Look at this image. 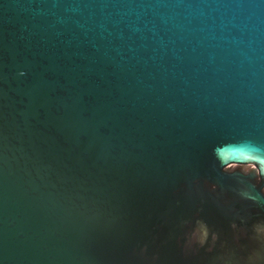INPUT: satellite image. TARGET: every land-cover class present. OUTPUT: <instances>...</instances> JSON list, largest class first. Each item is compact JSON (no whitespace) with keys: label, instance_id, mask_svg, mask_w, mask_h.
Instances as JSON below:
<instances>
[{"label":"water","instance_id":"95a60500","mask_svg":"<svg viewBox=\"0 0 264 264\" xmlns=\"http://www.w3.org/2000/svg\"><path fill=\"white\" fill-rule=\"evenodd\" d=\"M0 264H264V0H0Z\"/></svg>","mask_w":264,"mask_h":264}]
</instances>
